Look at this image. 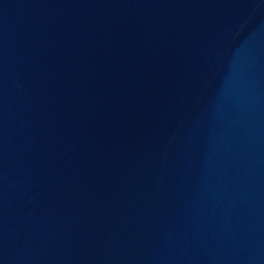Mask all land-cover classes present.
Returning <instances> with one entry per match:
<instances>
[{
    "label": "water",
    "instance_id": "1",
    "mask_svg": "<svg viewBox=\"0 0 264 264\" xmlns=\"http://www.w3.org/2000/svg\"><path fill=\"white\" fill-rule=\"evenodd\" d=\"M0 264H264V0H0Z\"/></svg>",
    "mask_w": 264,
    "mask_h": 264
}]
</instances>
